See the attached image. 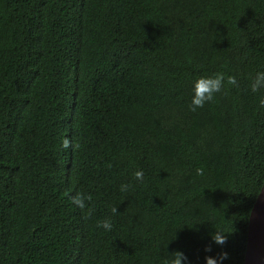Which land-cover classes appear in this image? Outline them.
<instances>
[{
    "label": "trees",
    "instance_id": "1",
    "mask_svg": "<svg viewBox=\"0 0 264 264\" xmlns=\"http://www.w3.org/2000/svg\"><path fill=\"white\" fill-rule=\"evenodd\" d=\"M257 72L264 0H0V264H243L264 180ZM216 73L193 111V80Z\"/></svg>",
    "mask_w": 264,
    "mask_h": 264
},
{
    "label": "clouds",
    "instance_id": "2",
    "mask_svg": "<svg viewBox=\"0 0 264 264\" xmlns=\"http://www.w3.org/2000/svg\"><path fill=\"white\" fill-rule=\"evenodd\" d=\"M225 83V76L223 73H216L207 76H198L193 80L191 85V106L194 111L196 108L203 107L206 102H210L214 98V94L221 91ZM227 83L235 84L236 78L234 76L227 77ZM253 92H257L260 89H264V72H257L250 85ZM261 104H264V99L261 100ZM71 141L65 137L62 147L69 148ZM197 175H203V169H196ZM134 177L137 181H142L144 177L143 170H137L134 172ZM131 185L121 184V191H128ZM72 203L77 207L84 209L86 207V201L90 200V196H86L83 193L76 192L71 196ZM112 213H117V208L111 209ZM98 227L108 231L111 230L113 225L110 218H105L98 222ZM211 240L217 245H223L227 240V234L222 231H214L211 234ZM210 250V249H207ZM227 258V253H222L219 257L205 256V264H222V261ZM162 264H189L188 257L179 250L172 252H166L161 257Z\"/></svg>",
    "mask_w": 264,
    "mask_h": 264
},
{
    "label": "water",
    "instance_id": "3",
    "mask_svg": "<svg viewBox=\"0 0 264 264\" xmlns=\"http://www.w3.org/2000/svg\"><path fill=\"white\" fill-rule=\"evenodd\" d=\"M243 264H264V180L250 211Z\"/></svg>",
    "mask_w": 264,
    "mask_h": 264
}]
</instances>
